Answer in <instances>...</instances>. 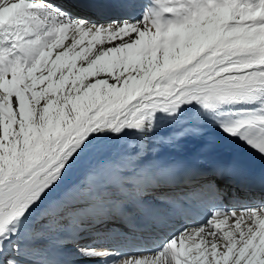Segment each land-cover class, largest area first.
<instances>
[{
	"label": "snow or ice",
	"instance_id": "snow-or-ice-1",
	"mask_svg": "<svg viewBox=\"0 0 264 264\" xmlns=\"http://www.w3.org/2000/svg\"><path fill=\"white\" fill-rule=\"evenodd\" d=\"M0 264H264V0H0Z\"/></svg>",
	"mask_w": 264,
	"mask_h": 264
}]
</instances>
